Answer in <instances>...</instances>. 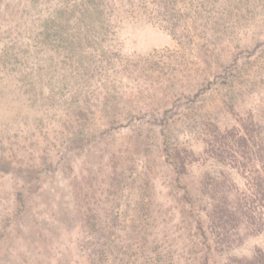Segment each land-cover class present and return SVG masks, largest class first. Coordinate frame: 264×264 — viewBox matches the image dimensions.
I'll return each instance as SVG.
<instances>
[{"label": "rangeland", "instance_id": "374dc122", "mask_svg": "<svg viewBox=\"0 0 264 264\" xmlns=\"http://www.w3.org/2000/svg\"><path fill=\"white\" fill-rule=\"evenodd\" d=\"M107 3L98 34L86 0H0V225L23 189L32 227L0 264H90L84 236L97 230L99 264H193L183 188L214 264H264V56L246 88L169 126L175 169L154 125L216 61L257 55L263 35L243 44L264 28V0ZM82 124L98 130L90 144Z\"/></svg>", "mask_w": 264, "mask_h": 264}, {"label": "trees", "instance_id": "16d2710c", "mask_svg": "<svg viewBox=\"0 0 264 264\" xmlns=\"http://www.w3.org/2000/svg\"><path fill=\"white\" fill-rule=\"evenodd\" d=\"M107 2L108 0H86L84 12L85 14L87 13L89 16L93 17L89 18V22L93 24V27L96 28L98 34L105 32L109 27V24L107 23L109 20ZM156 6L158 7L159 4L156 3ZM259 33H257L255 36H252L253 41L251 40V43L248 45L243 44V48L248 50V46L256 41H260V36H264V28ZM97 43L100 44L99 42ZM255 51L257 55L254 56L249 54L248 57H242L239 59L236 56L232 57L230 61H216L208 77L203 76L198 83L190 86L188 89H186V91L180 93L176 97V101L168 102L167 108L163 109L160 107V110L158 109L157 112H155V114L160 116L159 122H156L155 120L156 123L154 125L159 127L161 148L165 154V158L168 162L173 164L174 169L176 168V163L174 161H170L169 159V156L171 155L167 141L169 126L183 114H187V112H189L195 106H203L216 100L218 97H220V100L225 103L226 97L228 95L226 94V91L230 90L231 92L236 90L239 92L243 90V88H246L248 84L244 83V81H241V78L244 76V74L248 73V70L252 68L254 63L256 64L255 61L258 56H264V47H259L255 49ZM261 74V72H257V75L261 76ZM176 102H178V104H176ZM114 121V119H110L106 125L108 124V126H112ZM121 124L122 123H120V125ZM82 127L87 131L86 139L88 144H90L91 139L94 138L98 130L87 129L85 128L84 124H82ZM69 140H71L72 143L73 141L77 140V138L71 137ZM44 162L45 161L42 162L43 165ZM50 165L51 162H48L46 166L50 168ZM175 172L178 174L177 170ZM183 190L184 191L181 196L183 202L181 203L179 209L180 221L183 223L184 227H186L188 223L189 228H193V234L197 239V244L199 245L200 251L199 257L197 256L193 258V264H214L212 254L210 253V243L208 242V236L202 222L200 221V218L196 214L195 202L186 188H183ZM26 192L27 191H23V189H19L16 193L17 201L15 204L14 220L5 219L1 222L0 247L4 243L10 241L12 236H22V228L29 231L32 230V227H28L26 222L23 220L24 213H26V211L30 210L31 208L29 203L30 197L29 200L27 199L29 194L24 195ZM22 211L23 215L21 213ZM254 223V225L258 227L257 222ZM32 232H36V229H34ZM105 236L106 235H104V237ZM84 237L87 239H85V245H87V256L89 258L90 264H99L101 255L100 253L102 251L100 239L103 238V233L100 230H97V232L87 234ZM106 238L109 241L115 242L116 235L113 233H108ZM225 264H230L228 259L225 260Z\"/></svg>", "mask_w": 264, "mask_h": 264}]
</instances>
